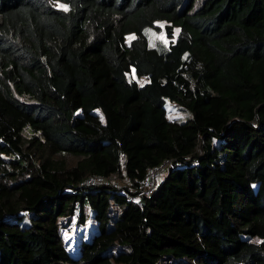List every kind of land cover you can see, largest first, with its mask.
Listing matches in <instances>:
<instances>
[{
    "label": "trees",
    "instance_id": "16d2710c",
    "mask_svg": "<svg viewBox=\"0 0 264 264\" xmlns=\"http://www.w3.org/2000/svg\"><path fill=\"white\" fill-rule=\"evenodd\" d=\"M0 264H264V0H0Z\"/></svg>",
    "mask_w": 264,
    "mask_h": 264
},
{
    "label": "rangeland",
    "instance_id": "374dc122",
    "mask_svg": "<svg viewBox=\"0 0 264 264\" xmlns=\"http://www.w3.org/2000/svg\"><path fill=\"white\" fill-rule=\"evenodd\" d=\"M58 6H62V7H66V5L58 2L57 3ZM156 23L160 26V30L157 33H153L151 32V39L152 40H161V41H167L168 37L165 33V29H164V25H165V21L163 20H159L156 21ZM178 27H174L173 28V35L174 37L178 34ZM146 80L145 77H138V81L139 82H144ZM168 105V110H169V116H176L179 119H186L187 117H189L191 115V112L189 110H186L184 108H182L181 106L177 105L175 102L169 101L167 103ZM67 160V163L72 164L75 161V158L67 155L66 157H64ZM166 173H163L161 175V178L164 177ZM112 179L116 182V184L120 185L124 182L122 177H116V176H112ZM90 224H92L91 221L87 220V226H86V230H85V237H89L90 232L92 230V227ZM77 224H73L71 227H67L65 228L62 232H63V236L66 239L67 243L69 242L70 246H75V242H76V238L79 235V229L77 227ZM94 228V227H93ZM91 229V230H90Z\"/></svg>",
    "mask_w": 264,
    "mask_h": 264
},
{
    "label": "built area",
    "instance_id": "2783aa9c",
    "mask_svg": "<svg viewBox=\"0 0 264 264\" xmlns=\"http://www.w3.org/2000/svg\"><path fill=\"white\" fill-rule=\"evenodd\" d=\"M171 165V159L166 158L161 161L159 164L154 165L146 171L145 176L140 181L138 192L135 194L130 195V199L133 201L138 200L141 196H148L150 195L156 188L157 184L161 180V175L166 173L168 167ZM113 175L109 176H102V175H95L90 178H87L83 181L85 184L90 183H113L115 185L116 182L112 179Z\"/></svg>",
    "mask_w": 264,
    "mask_h": 264
}]
</instances>
